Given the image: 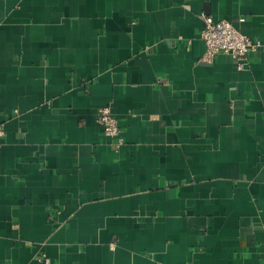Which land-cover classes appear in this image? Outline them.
Wrapping results in <instances>:
<instances>
[{
	"label": "crops",
	"instance_id": "1",
	"mask_svg": "<svg viewBox=\"0 0 264 264\" xmlns=\"http://www.w3.org/2000/svg\"><path fill=\"white\" fill-rule=\"evenodd\" d=\"M203 15L264 40V0H0V264H264V50L201 61Z\"/></svg>",
	"mask_w": 264,
	"mask_h": 264
},
{
	"label": "built area",
	"instance_id": "2",
	"mask_svg": "<svg viewBox=\"0 0 264 264\" xmlns=\"http://www.w3.org/2000/svg\"><path fill=\"white\" fill-rule=\"evenodd\" d=\"M203 20L204 26L199 32L205 43V51L200 57L203 62H213L217 55L226 53L231 55L242 69L249 65L251 53L264 50V40L247 35L227 19L216 20L211 15H203ZM97 121L105 136L112 139L116 147L125 143L119 121L110 106L98 109ZM4 133V128L0 125V136ZM43 259L50 263L49 258Z\"/></svg>",
	"mask_w": 264,
	"mask_h": 264
}]
</instances>
